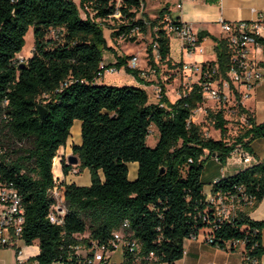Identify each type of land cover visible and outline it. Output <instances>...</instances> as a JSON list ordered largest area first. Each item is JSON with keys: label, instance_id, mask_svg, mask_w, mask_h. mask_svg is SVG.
Here are the masks:
<instances>
[{"label": "trees", "instance_id": "16d2710c", "mask_svg": "<svg viewBox=\"0 0 264 264\" xmlns=\"http://www.w3.org/2000/svg\"><path fill=\"white\" fill-rule=\"evenodd\" d=\"M77 1L0 0V174L22 198L21 240L25 246L37 242L36 264H85L92 244L114 250L109 244L117 231L139 245L137 255L123 249L121 264H132L136 257L150 253L155 264H174L183 257L184 241L203 229L210 230L211 246L235 251L227 243L242 241V264H260L264 222L252 220L249 214L264 201V159L212 183L213 195H234L242 189L255 199L229 220L218 219L206 202L201 176L205 157L214 154L223 166L237 145L252 155L250 145L264 138V121L257 124L253 114L241 107L246 121L231 141L224 111L208 109L206 119L220 133L214 140L192 121L194 111L204 103L197 85L174 102L162 85L158 101L151 103L144 88L99 84L106 71L123 70L147 85L140 71L129 67L132 57L117 56L107 45L101 22L109 18L121 22L110 37L133 43L138 34L151 32L147 56L155 72L159 64L182 66L169 60L170 38L164 30L168 8L152 20L146 15L137 18L142 0ZM30 29L34 49L19 69L16 56ZM51 32L54 35L48 37ZM206 36L198 35L200 40ZM211 39L219 74L225 78L226 42ZM106 51L115 54V63L103 65ZM39 106L46 111L43 119ZM76 120L81 143L72 145V155L81 169L88 170L91 183H61L65 215L59 226L48 219L53 203L48 190L55 181L54 159L66 146ZM152 127L159 136L149 147L146 141ZM129 163H137L132 181ZM70 170L62 160L63 174ZM125 222L128 228L122 229ZM75 247H84L86 256L77 254ZM13 248L18 256L19 248Z\"/></svg>", "mask_w": 264, "mask_h": 264}, {"label": "built area", "instance_id": "2783aa9c", "mask_svg": "<svg viewBox=\"0 0 264 264\" xmlns=\"http://www.w3.org/2000/svg\"><path fill=\"white\" fill-rule=\"evenodd\" d=\"M174 5L180 9V0H175ZM251 13L255 14L256 18L249 21L226 22L221 18L218 20L222 31L221 39L226 42L229 55L226 77L224 78L219 74L215 61L182 63L179 70L186 76V79L194 77L195 81L187 91L179 94L178 98L190 91L194 85H197L204 102L212 101L217 105V111L231 110V114L238 115L245 123L246 116L240 114V108H245L244 101L249 99L250 93L264 81V14L257 12L254 8H251ZM164 23V30L168 37L179 39L186 55L204 53L201 40L191 25L182 23L169 14L165 16ZM129 62V67L135 69L136 58H131ZM141 74L139 75L143 79L144 76L142 77ZM160 92L161 86L156 88L158 95ZM232 154L238 158L244 167L252 166L258 162L241 145H237ZM65 163L69 165L67 161ZM70 166L72 169L68 174H77L78 171L75 166ZM61 183L55 179L53 187L48 190V196L53 202L49 209L48 219L52 224L59 226L63 225L65 215L64 188ZM205 195L206 202L212 206L215 216L221 220L231 219L237 210L243 206H252L255 202V199L245 194L242 189H238V194L234 195H213L211 192ZM24 223L25 211L22 198L12 184L7 183L0 174V248L18 247V243L22 242L21 235ZM126 228H128L127 222L122 226V229ZM208 231L209 234L205 242L211 245L213 238L210 230ZM112 237L109 245L114 249L113 251L106 247L98 248L96 244H92L93 248L89 252H93L90 257H86L84 263L109 264L108 260L117 249H121L122 252L125 249L129 253L137 255L139 245L136 241L125 240L122 231L114 232ZM237 244L244 245L242 241H235L227 243V247L233 246L235 248ZM80 248L75 247L77 254H79ZM87 252L86 250L84 257ZM152 258L153 253H150L148 257H136L132 264H140L141 259L148 261L146 264H155L151 262ZM18 264H23V261L19 260Z\"/></svg>", "mask_w": 264, "mask_h": 264}, {"label": "rangeland", "instance_id": "374dc122", "mask_svg": "<svg viewBox=\"0 0 264 264\" xmlns=\"http://www.w3.org/2000/svg\"><path fill=\"white\" fill-rule=\"evenodd\" d=\"M75 1L78 4L77 0ZM117 4L119 0H116ZM165 0H142V6L137 14V18H140L142 15H146L148 18L152 20H156L159 17V12L164 6ZM231 6V4H230ZM80 15L83 19H85V13L80 9ZM92 16V14H91ZM116 18L119 17L118 14L115 15ZM104 28V36L107 40V45L114 49L116 55L120 56H131L132 58H136V66L135 69L139 70L142 73L143 81L147 83L148 88H146V92L148 94L149 102L156 103L158 101L159 95L156 93V88L160 86H164L166 92L168 93V99L174 101L178 98L179 94L187 91L190 86L195 81L194 77L186 79V76L179 70L180 67L175 66L174 68H168L166 65L159 64L158 72H155L148 65V56H147V46L151 43V32L147 35H137V39L135 42H128L122 38L110 37L111 31L116 29L117 25L121 22H116L115 20L109 18L105 21L101 22ZM162 23V22H160ZM54 35V32H51L48 37ZM172 39V38H171ZM34 49V38L32 35V30L30 29L25 37V44L23 46L22 51L16 56L17 62L24 63L31 56ZM206 54V51H205ZM158 58L156 57V60ZM115 63V56L111 51H106L103 55V65H109ZM130 65V62H129ZM173 65V64H172ZM175 65V64H174ZM178 65V64H176ZM142 71V72H141ZM101 85L107 86H133L134 79L132 76L126 74L123 70L112 72L106 71L102 79L98 81ZM254 90L250 93L251 96L249 99L245 100V106L248 108L255 109V116L258 122L264 121V91L260 94H257L254 97ZM217 111L218 107L212 101H205L193 114L192 121L195 124L202 125V130L206 137H210L214 140H218L220 138V133L218 130H215L212 123L206 119V110ZM224 117L228 120L227 129H228V138L232 141V139L239 133V128L244 120L240 118L238 115L234 116L231 114V110L224 111ZM158 131L154 127L150 129V135L147 137V145L149 147H154L155 142L158 140ZM79 141L81 143V135H80V121L76 120L71 131V136L67 141L66 146L62 147L57 153L56 159V167L54 171L57 172V166L60 165L62 169V160L64 162L67 161V158L72 155L71 147L74 145L75 141ZM24 144V143H23ZM257 145L262 149L264 146V138L259 139ZM230 157H236L231 154ZM237 158V157H236ZM228 159V158H227ZM238 159V158H237ZM61 160V161H60ZM215 157H205L204 161V171L201 176V181L204 183V186L207 187L209 185V181H212L216 176L224 173V166L221 165L217 160L215 161ZM227 162V160H226ZM226 164V163H225ZM77 169V174H67L74 181H77L79 184H83L85 179L89 180L91 183L90 175L87 169H81L79 167V163L74 165ZM137 169L136 163H129V179H133V169ZM72 169V167H71ZM87 170V171H83ZM87 237V235L81 236V238ZM24 245L23 242H19L17 246ZM37 243H34L32 247L37 246ZM11 248V247H10ZM12 249V248H11ZM86 249L81 247L79 249L80 255H85ZM121 249H117L111 255L110 264H121L123 261Z\"/></svg>", "mask_w": 264, "mask_h": 264}, {"label": "crops", "instance_id": "0c3cea01", "mask_svg": "<svg viewBox=\"0 0 264 264\" xmlns=\"http://www.w3.org/2000/svg\"><path fill=\"white\" fill-rule=\"evenodd\" d=\"M174 2L175 0H165L162 9L165 7L168 8V12L171 17L178 18L182 23L191 25L193 30L198 35L204 34L209 36L203 37L201 40L204 53L201 55L195 54L192 56H188L185 54V52L182 50V44L179 39L170 38L169 60L173 65L180 63H194V62L205 63V62L215 61V53H214L215 43L213 42L211 37L217 39H220L222 37L221 27L220 24L218 23V20L220 18L226 22L253 20L256 18V15L251 13V8H254L257 10V12H261L264 14V0H180L181 2L180 9H177L175 7ZM113 55L115 56V54ZM132 85L144 89L148 88L147 85H141L137 83L135 79H134V84ZM262 91H264V81L258 87L255 88L253 93L254 97H256L257 94H260ZM166 96L169 97L167 92H166ZM245 108L253 114L257 124L263 122V121L258 122L256 120L254 108L252 109L246 106ZM257 142L258 140L254 141L250 145V147L253 152L252 156L257 161L260 162L264 159V146L261 149L257 145ZM74 144L75 145L80 144L78 139L77 141H75ZM60 149L58 150V153ZM245 168L246 167H244V165L241 164L236 157L228 158L224 166V173L216 176L212 181H209V185L207 187L203 186L204 194H210L212 183L214 181L221 178L234 176L238 172L243 171ZM83 171H87V170H83ZM53 172H54L53 173L54 179H57L58 181L67 184L74 183L78 186L90 185L88 179H85V182L83 184H79L77 181L72 180L69 175H64L62 169L60 168V165L57 166V172H55L54 169ZM136 176H137V169L134 168L133 169L134 178L130 180L131 181L134 180ZM249 217L254 221L264 222V201H262L249 214ZM208 234L209 231L207 229H203L199 231V233L195 238L186 239L183 244L184 247L183 257L180 260L176 261L174 264H242V260H243L242 254L244 251V245L242 244L235 245V251L223 250L211 246L205 242V239L208 236ZM261 242H262V246L264 247V228L262 230ZM18 248L20 250L18 256L15 254L14 248L12 249L0 248V264H18L19 260L23 261V264L36 263L34 261V257L37 256L39 253L38 245L34 247L20 245L18 246ZM260 264H264V255L261 257Z\"/></svg>", "mask_w": 264, "mask_h": 264}, {"label": "water", "instance_id": "95a60500", "mask_svg": "<svg viewBox=\"0 0 264 264\" xmlns=\"http://www.w3.org/2000/svg\"><path fill=\"white\" fill-rule=\"evenodd\" d=\"M23 66H24V63H20L19 69H21ZM38 109H39V117H40V119H43L46 111L41 106H39ZM213 157H214V154H213ZM67 162L69 165H77L79 163V160L76 156L70 155L67 158ZM162 172H163V170H162Z\"/></svg>", "mask_w": 264, "mask_h": 264}, {"label": "bare ground", "instance_id": "6f19581e", "mask_svg": "<svg viewBox=\"0 0 264 264\" xmlns=\"http://www.w3.org/2000/svg\"><path fill=\"white\" fill-rule=\"evenodd\" d=\"M56 167V159H54V162H53V169Z\"/></svg>", "mask_w": 264, "mask_h": 264}]
</instances>
